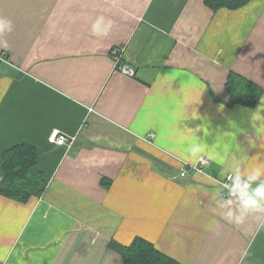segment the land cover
I'll return each instance as SVG.
<instances>
[{"label":"crops","instance_id":"crops-1","mask_svg":"<svg viewBox=\"0 0 264 264\" xmlns=\"http://www.w3.org/2000/svg\"><path fill=\"white\" fill-rule=\"evenodd\" d=\"M0 18V179L27 143L46 180L0 194V264H122L110 243L135 237L181 264H264V0H0ZM231 74L255 106L227 103Z\"/></svg>","mask_w":264,"mask_h":264},{"label":"trees","instance_id":"trees-1","mask_svg":"<svg viewBox=\"0 0 264 264\" xmlns=\"http://www.w3.org/2000/svg\"><path fill=\"white\" fill-rule=\"evenodd\" d=\"M249 0H204L212 10L221 7L238 8ZM230 90L228 104L255 106L259 101L262 89L246 79L231 74L227 80ZM2 177L0 194L19 202L27 201L31 196H41L46 188V180L37 168V153L27 143L12 145L3 150ZM111 248L122 257V264H181L172 257L157 250L153 243L135 237L128 245L112 241Z\"/></svg>","mask_w":264,"mask_h":264},{"label":"built area","instance_id":"built-area-1","mask_svg":"<svg viewBox=\"0 0 264 264\" xmlns=\"http://www.w3.org/2000/svg\"><path fill=\"white\" fill-rule=\"evenodd\" d=\"M5 62H8L7 55H6V53L2 52V53H0V65H1V63H5ZM119 68L123 74L132 75L134 73L133 68L128 64H122L119 66ZM150 136L154 137V133H150ZM72 139H73L72 137H69V136H66L64 134L56 132L54 134L52 140H53V143H55L57 145H65V144H68L70 142V140H72ZM184 166H185V164L181 168L182 172L185 169ZM192 168L197 169V165H193ZM223 186L226 188L228 187L225 183L223 184Z\"/></svg>","mask_w":264,"mask_h":264},{"label":"clouds","instance_id":"clouds-1","mask_svg":"<svg viewBox=\"0 0 264 264\" xmlns=\"http://www.w3.org/2000/svg\"><path fill=\"white\" fill-rule=\"evenodd\" d=\"M12 31L13 30V24L11 20H8L6 18H0V32L3 31ZM4 47H7V44L3 45ZM201 150L202 149H198ZM256 196L260 197L261 199H264V188L262 189H258L256 191ZM259 207V203L256 199H249L248 201H246V210L247 209H254V208H258Z\"/></svg>","mask_w":264,"mask_h":264}]
</instances>
